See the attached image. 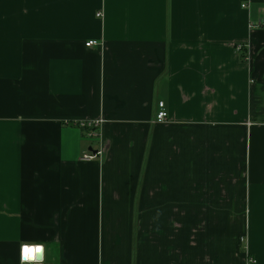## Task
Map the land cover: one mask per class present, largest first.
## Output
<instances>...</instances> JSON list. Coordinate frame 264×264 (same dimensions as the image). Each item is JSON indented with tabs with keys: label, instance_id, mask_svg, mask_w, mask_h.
I'll list each match as a JSON object with an SVG mask.
<instances>
[{
	"label": "crops",
	"instance_id": "1",
	"mask_svg": "<svg viewBox=\"0 0 264 264\" xmlns=\"http://www.w3.org/2000/svg\"><path fill=\"white\" fill-rule=\"evenodd\" d=\"M263 18L0 0V264H264Z\"/></svg>",
	"mask_w": 264,
	"mask_h": 264
},
{
	"label": "built area",
	"instance_id": "2",
	"mask_svg": "<svg viewBox=\"0 0 264 264\" xmlns=\"http://www.w3.org/2000/svg\"><path fill=\"white\" fill-rule=\"evenodd\" d=\"M246 6H247L246 4H243V7H246ZM98 16H101V12L98 13ZM259 25H261V28L264 31V18L259 23ZM100 44H101V42H99L98 40H90V41L86 42V45L88 47L100 46ZM243 48H244V44H237V46H236L237 51H241ZM168 119H169L168 110L165 106V103L163 101H161V102H159V110L157 112L156 121L159 123H162V122L168 121ZM92 123H85V122L79 123L80 126L91 129L90 133H89L90 137L97 136V134L95 133V130H92V127H93ZM93 157L94 156H92V155H90V156L86 155V158H88V159L93 158ZM38 247L39 246L36 247V246H32V245H30V246L29 245H23L21 247V263L22 264H45V252H43V259L42 260L37 259ZM248 261L250 263L255 262V259L253 257H249Z\"/></svg>",
	"mask_w": 264,
	"mask_h": 264
},
{
	"label": "water",
	"instance_id": "3",
	"mask_svg": "<svg viewBox=\"0 0 264 264\" xmlns=\"http://www.w3.org/2000/svg\"><path fill=\"white\" fill-rule=\"evenodd\" d=\"M43 252H44L43 246H39L38 247V254H37V259L38 260H42L43 259Z\"/></svg>",
	"mask_w": 264,
	"mask_h": 264
},
{
	"label": "rangeland",
	"instance_id": "4",
	"mask_svg": "<svg viewBox=\"0 0 264 264\" xmlns=\"http://www.w3.org/2000/svg\"><path fill=\"white\" fill-rule=\"evenodd\" d=\"M92 140V138H90Z\"/></svg>",
	"mask_w": 264,
	"mask_h": 264
},
{
	"label": "bare ground",
	"instance_id": "5",
	"mask_svg": "<svg viewBox=\"0 0 264 264\" xmlns=\"http://www.w3.org/2000/svg\"><path fill=\"white\" fill-rule=\"evenodd\" d=\"M33 250V249H32Z\"/></svg>",
	"mask_w": 264,
	"mask_h": 264
}]
</instances>
